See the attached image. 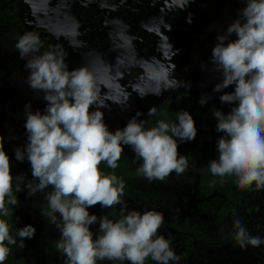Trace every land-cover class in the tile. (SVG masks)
Segmentation results:
<instances>
[{
  "label": "clouds",
  "instance_id": "9594fccd",
  "mask_svg": "<svg viewBox=\"0 0 264 264\" xmlns=\"http://www.w3.org/2000/svg\"><path fill=\"white\" fill-rule=\"evenodd\" d=\"M244 7L230 23L211 53L212 71L220 81L213 91L221 92V104L233 105L225 114L213 109L218 157L208 163L211 174L235 177L242 189L264 190V0H242ZM235 35V39L232 36ZM43 44L36 32H25L15 44L29 70L26 82L35 92H43L44 112L25 106L27 143L15 150L17 161L31 166V179L13 175L10 158L0 135V264L8 259L13 247L24 248L36 228H17L13 234L10 219L19 206L16 193L28 196L43 193L47 201L41 215L60 233L55 248L64 264H179L181 257L169 237L160 234L164 214L156 210L129 209L122 199L125 182L100 165L115 170L130 147L137 161L136 174L149 181H166L173 173L182 175L189 168L186 155L179 153V142L194 140L196 122L187 110L176 113L175 120L161 112L155 126L138 119L140 111L123 128L110 130L104 112L94 107L99 90L96 77L87 66L69 68L66 55L55 48L40 52ZM157 88L152 93L190 88V83L174 75V69H156ZM234 87L233 91H223ZM209 96H202L203 106ZM155 106L148 115H156ZM215 181L211 182L214 184ZM210 184V186H211ZM51 188V191H45ZM120 210L117 219L98 217L90 207ZM98 223V234L91 226ZM233 240L246 250L259 247L264 237L251 234L240 219L234 220ZM17 238L19 243H17Z\"/></svg>",
  "mask_w": 264,
  "mask_h": 264
},
{
  "label": "flooded vegetation",
  "instance_id": "af4514ba",
  "mask_svg": "<svg viewBox=\"0 0 264 264\" xmlns=\"http://www.w3.org/2000/svg\"><path fill=\"white\" fill-rule=\"evenodd\" d=\"M28 3L37 8L36 15L30 17L34 19L27 22L33 20L34 24L30 27L44 38L45 46L40 51L55 46L66 55L70 69L80 66L77 58L79 50L82 57H86L85 54L90 52L96 54L108 47L112 49L113 58L107 70L95 65L89 67L96 77L99 90L98 102L94 107L99 106L104 112L110 130L123 128L137 111L142 113L138 119L147 121V127L155 126L157 120L163 118L160 109L163 102L170 104L171 107L167 108L175 110V100L180 99L183 93L198 96L211 89L213 96L203 106L196 99L188 106L178 102L177 110L194 114L192 116L197 127L194 140L179 142L178 151L187 156L189 168L179 176L173 173L164 182L149 181L136 174L141 161H137L133 150L126 146L121 155L126 160L124 167L119 165L115 169L121 173L117 177L125 182L122 199L130 210H156L164 214L160 234L171 239L172 247L181 257L179 264H264V244L248 246L244 250L232 238L236 219H240L251 234L264 237V190L242 189L235 183V177H225L222 183L221 178L213 176L208 168L209 161L218 157L217 141L223 135L216 131L217 120L212 114L213 109L220 107L222 110L223 106L230 109L233 106L221 104L222 93L213 91L221 77L212 71L211 53L217 35L238 18L239 10L245 6L242 0H0V96L6 100L9 109L4 110L0 106V135L3 136L4 131V139L11 133L21 134L23 139L17 138L20 141L14 143L9 155L11 171L14 176L24 174L31 179V166L27 159L22 166L15 158L16 148L27 143L25 107L22 103L19 111L24 114H16L13 103L8 101L14 87L11 84L16 80L26 81L23 79L30 74L25 68L26 59H22L15 48L19 37L30 32L24 28L23 24L26 23L19 17V12L26 5L30 6ZM1 20L4 22L1 23ZM182 33L201 36L205 40L196 44L182 41L185 54L179 56L170 52L167 59L179 63L183 61L181 65L187 68L182 70L186 73L206 69L207 77L190 81V88L180 87L153 95L157 81L147 78L154 76L157 57L162 52L156 48V37L171 42L172 37H182ZM48 35L51 37L49 44ZM235 38L233 35L232 39ZM196 50L202 52L195 55ZM191 51L193 55L186 58ZM134 56L135 60L145 57V61L127 66L126 61ZM218 77L217 82L208 84ZM201 84L202 87H199ZM29 87L27 84L26 88ZM232 88L223 91H232ZM139 90L138 106L131 110L132 94ZM32 96L37 97L39 107L46 108L44 93L31 88L22 98L25 106L30 103L31 110H37L30 101ZM153 106L157 113L149 116L148 110ZM168 118L175 120L170 116ZM127 162L130 164L128 172ZM213 181L215 183L211 184ZM37 195L28 196L26 189L20 193L24 213L19 220L30 217V213L37 210L39 205L33 202ZM29 204L35 207L27 206ZM119 210V206L110 209L102 208L99 204L89 208L90 214L98 217L107 215L111 219L118 218ZM37 219L43 223L44 229L42 233L35 232L34 237L42 235V240L48 241L54 249V260L64 264V257L55 248L60 233L41 212ZM98 227V223L91 226L94 234H98ZM146 264L154 262L149 259Z\"/></svg>",
  "mask_w": 264,
  "mask_h": 264
},
{
  "label": "rangeland",
  "instance_id": "374dc122",
  "mask_svg": "<svg viewBox=\"0 0 264 264\" xmlns=\"http://www.w3.org/2000/svg\"><path fill=\"white\" fill-rule=\"evenodd\" d=\"M178 23H179V21H178ZM179 25H180V23H179ZM225 30H222L221 33H223ZM171 39H172V41L170 42L168 40L163 39L160 36L156 37V48L162 52L157 57V63H156L157 65L155 66V69H161V70L164 68L174 69L173 75L177 79H180L182 81H187L189 83H190V81L195 80V79L206 78L207 77V70L206 69H201L197 73H195V72L186 73V72H184V70H182L184 68H187V67H184L183 65H181V63L183 61L179 63V61H177V60L172 61V60L167 59L170 52L174 53L175 55H179V56H182L183 54H185L184 45L182 44V41L184 43L190 42V43L196 44L197 42H202V40H205V38L201 37V36H191V35L189 36L187 34H183L182 37L181 36H175V37H172ZM180 39H181V41H179ZM175 40H178V41L176 43H173ZM201 52L202 51H200V50H196L195 55H197ZM92 54L93 53L90 52L88 54H85L86 57H82V51L79 50L77 58H78V61L80 63V66H87L89 68V67L95 65V66H100L101 68H104L106 70L110 67L109 64L111 62V59L113 58V51L110 47H108V48L102 50V52H99L96 54L94 52L95 55L94 54L92 55ZM204 54H205V50H204ZM192 55H193L192 51L188 52L186 58L189 59ZM135 59L136 58L134 56L131 58V60H127L126 61L128 63L127 66L132 65L135 62H138V64H141L142 61H145V57L137 58V60H135ZM200 68H202V66H200ZM157 74L158 73L155 71L154 76L153 77L151 76L150 78H147V79L153 80L157 76ZM27 77L28 76H26V78ZM26 78L23 80H26ZM27 84L28 83L26 81H22V80H16L15 82H13L11 84V85H14V87L12 88L11 92L9 93L10 99L8 98L9 99L8 101L10 104H11V102L13 103V110L15 108V112L17 111L16 114H19V112L23 113L22 111H19V109H20V106L22 103H23V106L25 107L24 101L22 98H23L24 94L26 93V91H30V87L26 88ZM233 90H234V87L232 88V91ZM135 92H137V93L135 94ZM135 92L132 94V98H131V101L133 102V106H131V110H134L135 108H137L138 102H136V100L139 99V97L141 96L140 90L135 91ZM175 93H176V91H175ZM143 94H145V93H143ZM205 95H207L209 97L213 96L211 89L207 90L201 94H198V96H190V95H186L183 93V95H180L181 96L180 99L175 100L176 106L173 107L175 110H173L172 108H167L168 106H170V104L163 102L164 105H162V108H160L161 112L162 111L166 112L168 116L175 118L176 113L178 112L177 109H179V107H178L179 103L178 102L183 103L186 106H188V103H192V101L194 99L200 100L201 97L205 96ZM30 101L33 104V106L37 107V110H41L43 108L42 106L41 107L38 106L39 103H38L37 97L35 98L34 96H32ZM134 101H135V105H134ZM211 104H213L212 101H211ZM217 109L221 110L220 107H217ZM230 110H231V108L226 109L225 106L222 107V111L225 114H227ZM42 112H44V109H42ZM191 115H194V114H191ZM4 135L5 134L3 131V136ZM12 253H13V248H12L11 254Z\"/></svg>",
  "mask_w": 264,
  "mask_h": 264
},
{
  "label": "trees",
  "instance_id": "16d2710c",
  "mask_svg": "<svg viewBox=\"0 0 264 264\" xmlns=\"http://www.w3.org/2000/svg\"><path fill=\"white\" fill-rule=\"evenodd\" d=\"M28 4L30 6L26 5V7L22 11L19 12V17L22 19V21H24L26 23V24H23L24 28H26L30 32H35V31H33L35 29H33V27H30V25L34 24V21L31 20L32 22L28 23L27 20L34 19V18H30V17H33L36 15L37 8L35 5H33L31 3H28ZM0 15H1V13H0ZM2 22H4V21L1 20V23ZM39 36H40V39L42 41L43 46H45L44 38L42 37V35H39ZM50 40H51V37L49 36L47 39V44L50 43ZM50 48H51V46L48 47V49H50ZM54 48H55V46H54ZM44 51L45 50L43 49V51L41 53H43ZM5 101L6 100H4L3 96L1 95L0 96V106H2V108H4V110L9 111L7 103H5ZM18 137L23 139L21 134H19V133H11V135L9 137H7V138L5 137L3 139L4 149H5L6 153L8 154V156L12 153V149H13L14 145L20 141V138H19V140L17 139ZM120 160L121 161H118V165H120L121 168H123L124 167L123 162L125 159L121 156ZM23 162L19 161V165L23 166ZM127 165H128V168H127V172H128L129 167H130L129 162H127ZM100 168L105 173H112L113 171H114L115 175L120 173L116 170L109 169L106 163H102L100 165ZM45 191L46 192L51 191V188L46 189ZM21 192L16 193L18 200H19V206L14 208L13 215L10 219V223L13 225V229H12L13 234H15V230L17 228L24 227L25 225H28V224L34 225L37 233H42L41 230L44 229V225L39 219H37V216H40L41 209L45 208L47 205V201L44 198V194L38 192L37 193L38 195L35 196V198H34L33 202H35V204L37 202V205H39L37 210L30 213V217H28L26 219L19 220V218H21L23 216V213H24V207L22 205L21 198H20ZM27 203H29V202H27ZM27 206L33 207V208L35 207V205H31V204H29ZM19 224H20V226H19ZM41 236L42 235L36 236L32 239H25V241H24L25 247L22 249L18 248V247H13V253L11 254V256L8 257V259L4 262V264H58L57 261L54 260V249L50 247L48 241L42 240ZM17 243H19L18 238H17Z\"/></svg>",
  "mask_w": 264,
  "mask_h": 264
},
{
  "label": "water",
  "instance_id": "95a60500",
  "mask_svg": "<svg viewBox=\"0 0 264 264\" xmlns=\"http://www.w3.org/2000/svg\"><path fill=\"white\" fill-rule=\"evenodd\" d=\"M219 79H220V77H218V78H214V79H213L212 81H210L208 84H210V83H214V82H217ZM199 87H202V84H201ZM182 88H186V87H182Z\"/></svg>",
  "mask_w": 264,
  "mask_h": 264
}]
</instances>
